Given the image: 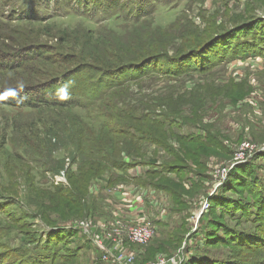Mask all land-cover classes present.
I'll use <instances>...</instances> for the list:
<instances>
[{
	"label": "rangeland",
	"instance_id": "374dc122",
	"mask_svg": "<svg viewBox=\"0 0 264 264\" xmlns=\"http://www.w3.org/2000/svg\"><path fill=\"white\" fill-rule=\"evenodd\" d=\"M113 4L115 8H111ZM105 7H110L109 12L120 10L124 16L137 13L142 7L154 17L136 28L119 22L100 26L109 21L104 18ZM25 16L31 19L27 23L15 20ZM81 18L84 22L78 20ZM209 27L223 32L240 28L236 33L247 36L238 39L231 51L221 59H215L214 65L206 66L203 72L180 70L176 76L153 74L133 84L122 100L119 95L115 96V92L89 109L65 111L99 132L103 131L102 123H107L108 114H115L116 110L125 112L127 107L138 114H141L142 107H145V114L148 107L153 108L150 112L155 114L176 113L175 116L181 117L177 124L181 127L176 129V134L204 138L202 131L198 132L195 127H208L210 133L217 136H212L216 141L223 137V149L219 147L215 155L207 158L196 155L201 163L200 169L191 168L193 173L177 184L178 190L182 186L190 194H184L180 204L160 192L137 201L134 200L137 193L149 190V183L165 185V182L144 176L146 166L138 167L136 172L130 170L128 176L103 170L85 188V204L94 217L74 221L70 218H81L84 214L71 206L61 205L60 199H54L57 189L69 186L70 175L79 176L78 163L73 164L72 158H67L63 167L55 171L47 156L42 157V161L49 163L47 167L44 162L31 160L19 174L16 185L14 180H7V175L17 174L19 170L12 163L10 174L4 168L0 169V192L18 193L15 204L0 207L3 211L0 214L2 261L18 264L34 259L46 240L44 247L49 255L56 254L52 264H63L64 260L60 261V258L64 254L73 257L66 264H117L113 260L118 257V249L128 251L139 264H184L192 259L199 262L200 255L208 258L223 255L242 259L244 264L246 261L251 263L252 260L247 258L249 252L234 241L240 231L260 230L261 221L256 218L255 211L258 203H264V0H0V56H7L10 49L19 58H25L26 54L32 56L23 67H17L20 60L15 58L9 71L0 70V98H14V94L7 95L3 89L19 91L44 82L51 68H60L64 62L57 59L52 64L54 55L63 58L68 55L69 47L78 46V50L88 52L91 47L105 46L108 52H117L118 57L122 53L120 57L124 58L161 50L171 56L177 47H184L186 41L171 40L165 35L170 33L178 38L197 31L203 34ZM62 38L68 39V45L59 46ZM188 38L194 41L197 34ZM234 38L233 33L229 34L225 40L216 41L210 48L191 56L189 61L234 42ZM246 49L247 56L241 57ZM35 53L42 54L39 64ZM2 61L0 57V69ZM114 105L115 110H110ZM0 111L2 124L13 121L26 126L39 121L49 124L60 117L56 110H48L43 115L19 112L18 116L12 109L0 108ZM168 144L178 152V143L169 140ZM58 149L54 148L52 154L57 157L62 153L66 157L63 150ZM153 152L158 153L161 166L168 165L171 158L164 148L145 149V154L152 155ZM239 153L242 158L237 162L235 157ZM200 154L204 155L203 152ZM22 156L29 159L32 154L28 151ZM147 159V156L143 158L144 161ZM235 162L238 164L234 167L239 166L238 169L228 175ZM164 168L165 165L159 170L163 172ZM219 168L229 171L224 183L222 181L215 189L221 180L215 175ZM205 176L210 183L202 185L201 177ZM167 177L173 176L166 174L165 179ZM153 203H156L155 207ZM204 203L210 207L200 213ZM119 208L125 222L117 229L119 236H115L113 214ZM131 214V220L145 217L151 224L158 222L152 224L154 236L144 246L131 244L126 238L124 231ZM202 214L205 215L199 221ZM51 219H60L56 232L47 229ZM73 225L80 227L76 229L77 234L74 229H71L73 232L69 230ZM205 233L212 237L208 243L203 238ZM47 252L40 254L45 256ZM41 263L51 264L50 260Z\"/></svg>",
	"mask_w": 264,
	"mask_h": 264
},
{
	"label": "trees",
	"instance_id": "16d2710c",
	"mask_svg": "<svg viewBox=\"0 0 264 264\" xmlns=\"http://www.w3.org/2000/svg\"><path fill=\"white\" fill-rule=\"evenodd\" d=\"M115 6L113 4L111 8H115ZM139 8L140 11L137 13H126L128 17L124 16V13L120 10L109 12L110 7H105L103 9L104 18L109 19V21L102 23L100 26L119 22L136 28L144 21L154 17L148 15L149 13L145 12L142 7ZM15 20L20 23H27L31 19L25 16ZM78 20L84 22L83 18ZM204 30L203 34H199L197 31V33L187 34L185 37L178 38L170 36V33L165 35L170 37L171 40L182 39V43L184 40L186 41V45L180 48L177 47L175 53L171 56L166 51L161 50L156 53H144L139 56L124 58L120 57L122 53H119L118 57L117 52H108V48L105 46L91 47L88 52L78 50V46L69 47L67 49L68 55L63 58L56 56V54L54 55L51 60L52 64L56 63L57 59H61L60 62L64 60V62H61L60 68L54 70L51 68L52 72L50 71L44 82L32 84L29 88L19 91L3 89L7 95L9 93L14 94V98H0V108L14 110L15 116L21 114L19 112H35L38 115H43L42 113L48 110H56L60 113L59 120L49 124L47 121L31 123L29 126L18 125L16 121L11 124L0 123V127H2L0 130V169L4 168L5 172L10 174L9 166L12 163L19 168L17 174L7 175V180H14L16 185L19 174L30 164L31 160L37 159V162L40 163L44 162L42 157L47 156L46 159H51V168L59 171L66 159L72 158L71 163L79 164V176L70 175L69 186L64 189H57L56 199L54 200L60 199L62 201L61 205L71 206L76 211L82 212L84 216L81 218H70V220L76 221L89 216L94 217V214H89V208L85 204V188L89 181L96 178L103 170H111L117 174L124 173L128 176L130 170L146 166V170L143 171L144 176L165 182V185H151L149 183L147 189L153 192L165 193L173 202L180 204L182 196L190 193L186 192L182 186V189L180 187V190H178L177 184H181L185 180L183 179L185 176L193 173L191 168L200 169L201 163L198 158H207L215 155L216 151H218L217 149L222 147L223 137H220L218 142L213 138H217V136L211 134L208 127L199 125H196L195 129L198 132L202 131L204 138L194 134H176L174 133L176 129L179 130L181 127V125H177L181 121V117L175 116L176 113L173 115L151 113L150 111L153 110L151 107H148L147 114H145V107L140 109L141 114L136 113L130 107H127L125 112L116 110L115 114H108L107 123H102V132H99L97 128L88 123L80 122L78 117L65 111L89 109L103 102L111 93L115 94V92V96L119 95L120 100H122L126 98L124 93H129L133 84H138L143 78L153 74L158 76H176L180 70L185 72H203L206 66L212 67L214 65L215 59H221L227 52L231 51V46L238 39L242 40L247 36L243 35V33H236L241 30L240 28L233 32L217 31L212 27ZM232 33L235 37L234 42H228L227 45L223 44L221 48L209 51L207 55L200 54L197 58L189 61L191 56L210 48L216 41L225 40ZM196 34V40L191 41L188 38ZM60 43L59 46L64 43L68 45V39L62 38ZM246 51L247 49L242 53L241 57L247 56ZM8 52L6 53L8 54L7 56H0L3 58L0 70L9 71L11 69L9 67L11 66L10 63L15 58L20 60L16 63L18 64L17 67H23L28 64L30 62L28 58H32L30 54L24 55L25 58H19L12 49L8 50ZM254 52L258 53L259 51ZM35 54L39 64L41 62L39 58H41L42 54ZM58 69L60 70L57 71ZM56 77L60 79H55ZM110 110H115V105ZM169 140L179 144L178 152L171 149L172 147L168 144ZM214 143L218 147H214L217 146ZM148 147L164 148L170 156L171 159L168 165L166 163L162 165H165L163 172L159 170L160 168L162 170V166L157 160L159 158L158 153L145 154V149ZM54 148L63 150L66 157L62 153L55 157L52 154ZM28 151L32 154V157L26 159L22 154ZM200 152H203L204 155H201ZM196 155H198V158ZM146 156L148 159L144 161L143 158H146ZM152 157L153 160H151ZM44 163L47 164L45 167L49 164L46 161ZM238 167L230 169L228 175L233 174ZM166 174H170L173 177L165 179ZM133 178H136V176ZM201 179L203 180L202 185L210 183V179L206 176L201 177ZM0 184L2 183L0 182ZM197 189L200 190L201 187ZM218 191L216 193H219ZM17 196L18 193L15 191L8 194L0 192V207L5 206V204H15ZM248 200H246V203ZM262 204L264 203H258L255 211L256 218L261 221L259 224L260 230L257 229L255 232L240 231L236 241H234L236 244H240L239 247L241 249L249 252L250 257L247 258L252 261H250L251 263L246 261V264H264V206ZM238 210L240 211V209ZM1 212L3 211L0 210V214ZM205 214H202L199 221L202 220ZM58 220L51 219L47 229L49 231L55 230L54 232H56L59 229L56 227ZM157 223L155 221L152 222L153 225H157ZM71 229L69 228L73 232ZM74 232L77 234V230H74ZM203 238L206 243L212 240V237L208 234L204 235ZM45 245L46 240L42 243V248L38 252H47ZM40 253L34 259L30 258L20 261L18 264H42L41 261L43 260H50L52 264V260L56 256L54 252L51 255L47 252L45 256ZM72 258L71 255L64 254L60 261L64 260L63 264H66ZM259 259L261 260L260 263ZM0 264H6L2 261L1 256ZM133 264H139L137 259H135ZM184 264H244V261L223 255L212 256V258L200 255L199 262L196 259H192V261H186Z\"/></svg>",
	"mask_w": 264,
	"mask_h": 264
},
{
	"label": "built area",
	"instance_id": "2783aa9c",
	"mask_svg": "<svg viewBox=\"0 0 264 264\" xmlns=\"http://www.w3.org/2000/svg\"><path fill=\"white\" fill-rule=\"evenodd\" d=\"M243 150V149H242ZM241 150V151H242ZM244 157V154H243ZM236 160L237 162H240L239 159L242 158V155L239 153L236 155ZM235 162L233 163L229 169H232L235 165H237L238 163ZM229 169L227 171H229ZM135 172L137 170H139L138 168L133 169ZM227 171L225 172V170L223 168H219L217 169L215 175L216 177H218L219 179H221L219 182L216 183V187L215 189L220 185V183L223 181H225V177L227 176ZM222 173V177H220V174ZM154 194L153 191L151 190H146L143 191L141 190L140 193H137V196L134 198V200H140L141 198H147L148 195L149 198ZM125 203V201H123ZM128 202H126L125 204H127ZM143 203V202H142ZM153 207L156 206V203L152 204ZM209 208V204L208 203H204L203 206L200 209V213H202V211H207V209ZM121 211V208L117 209L114 212V222L112 223L113 226L116 227V230H114V233L116 234L115 236H119V231L117 229L123 227V223L125 222V217H123ZM131 212V211H129ZM131 216L128 217L129 220V225L126 226V230L124 231L126 233V238L128 240L129 243L134 244V245H138V246H144L146 245L154 236V227L152 226L151 222L148 221L147 218L142 217L140 219H136V220H131ZM69 228H72L74 230L76 229H80V227L77 228V225H73V226H69ZM85 232L86 228H85ZM118 253V257H115V261L113 260L114 263L120 264H133L134 260H133V255L128 253V251L124 250V249H118L117 250Z\"/></svg>",
	"mask_w": 264,
	"mask_h": 264
}]
</instances>
